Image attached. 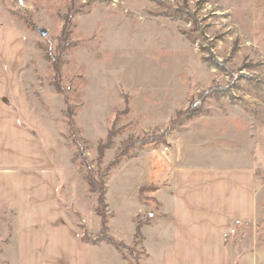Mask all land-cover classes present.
<instances>
[{"label":"rangeland","instance_id":"rangeland-1","mask_svg":"<svg viewBox=\"0 0 264 264\" xmlns=\"http://www.w3.org/2000/svg\"><path fill=\"white\" fill-rule=\"evenodd\" d=\"M250 10L251 0H0V26L24 37L31 111L57 137L64 207L80 240L111 248L105 264L145 260L143 227L158 208L150 188L137 194L135 184L168 173L161 164L157 173L161 161L150 153L172 152L182 137L191 147L198 129L234 148V133L264 126V52L253 42ZM252 166L256 217L238 247L264 250V170ZM90 176L105 190L108 183L107 232L87 233L95 216L100 226ZM76 203L93 206L87 223ZM13 236L14 213L0 208V264H11Z\"/></svg>","mask_w":264,"mask_h":264},{"label":"crops","instance_id":"crops-1","mask_svg":"<svg viewBox=\"0 0 264 264\" xmlns=\"http://www.w3.org/2000/svg\"><path fill=\"white\" fill-rule=\"evenodd\" d=\"M250 14L253 42L264 52V0H251ZM24 65L23 34L0 26V208L14 213L6 259L11 264H105L104 252L111 248L80 240L79 227L64 207L57 137L31 111L21 80ZM196 135L191 147L182 137L172 152L150 153L168 173L135 184L137 194L150 188L148 197L158 208L155 222L143 227L141 264H264V250L239 248L237 239L251 232L256 217L252 164L264 170V126L252 136L234 133L228 139L234 148L218 146L217 135L206 129ZM71 208L86 223V212L94 214L93 206ZM95 221L88 234L99 231L96 216Z\"/></svg>","mask_w":264,"mask_h":264},{"label":"trees","instance_id":"trees-1","mask_svg":"<svg viewBox=\"0 0 264 264\" xmlns=\"http://www.w3.org/2000/svg\"><path fill=\"white\" fill-rule=\"evenodd\" d=\"M54 63V61H53ZM119 158V157H118ZM119 159H117L115 162L111 163L110 167L115 166L118 163ZM108 173V169H107ZM107 173L105 175H107ZM90 188L94 193L97 195V203L95 207V213L99 217L100 220V227L103 232H107V223H108V216H107V204L105 202V183L104 181L95 182L92 177L90 176V180L88 181ZM106 239L114 245L115 248L119 249L122 247L121 244H119L117 241H114L113 239H110L109 237H106Z\"/></svg>","mask_w":264,"mask_h":264},{"label":"built area","instance_id":"built-area-1","mask_svg":"<svg viewBox=\"0 0 264 264\" xmlns=\"http://www.w3.org/2000/svg\"><path fill=\"white\" fill-rule=\"evenodd\" d=\"M163 150L168 151V147H164Z\"/></svg>","mask_w":264,"mask_h":264}]
</instances>
